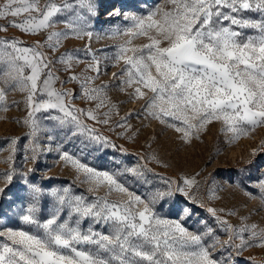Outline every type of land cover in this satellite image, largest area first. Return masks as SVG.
Wrapping results in <instances>:
<instances>
[{"label": "snow or ice", "instance_id": "1", "mask_svg": "<svg viewBox=\"0 0 264 264\" xmlns=\"http://www.w3.org/2000/svg\"><path fill=\"white\" fill-rule=\"evenodd\" d=\"M102 15L107 19L101 20ZM113 18L123 24L106 30ZM0 19L8 20L0 24V32L10 26L27 35L44 34L30 46L15 37L0 38V111L19 104L7 103L8 92L25 93L26 116L17 122L28 129L0 148L9 153V170L0 175V204L11 186L19 184L25 195L16 200L26 202L19 222L27 226H0V264H240L247 249L264 248V227L248 224L244 217L234 225L212 207L206 211L216 228L204 220L199 221L203 230L186 227L184 221L202 207L189 194L193 179H163L153 186L147 175L151 169H98L65 149L78 138L94 151L116 147L81 119L108 125L119 115L107 96L110 85L96 83L109 61L113 67L123 64L112 74L118 81L115 87L143 101L137 113H127L114 128L127 129L128 119L143 115L189 142L219 122L232 142L264 127V0H126L119 7L103 0H0ZM58 24L63 28L56 30ZM101 34L127 39L110 54L93 50L90 43L61 51L65 41H91ZM140 38L146 42L134 44ZM80 64L84 68L76 72ZM73 83L79 85L81 98L95 101L94 108L72 103L75 92L64 86ZM21 140L26 141L25 162L36 165L43 152L54 150L94 195L76 193L71 185L43 186L35 182L36 167L18 171L15 159ZM128 178L148 185L150 191L136 194ZM237 186L245 189L243 178ZM254 187L256 194H245L264 207V175ZM102 188L103 195L95 194ZM113 193L119 198L111 199ZM16 200L10 199L9 205ZM220 233L227 239L221 240Z\"/></svg>", "mask_w": 264, "mask_h": 264}, {"label": "rangeland", "instance_id": "2", "mask_svg": "<svg viewBox=\"0 0 264 264\" xmlns=\"http://www.w3.org/2000/svg\"><path fill=\"white\" fill-rule=\"evenodd\" d=\"M44 0H41L43 3ZM59 2V0H58ZM126 0H103L105 5H115L125 3ZM109 10H111L109 8ZM103 11V9H101ZM19 18L9 17L8 20ZM101 20H106L107 17L102 15ZM8 20L0 19V24H7ZM116 24H123L119 18H113L110 24L105 25L107 30L114 27ZM63 28V24H58L56 30ZM98 30V29H97ZM15 37L24 42V46H30L37 40H43L44 34L27 35L20 32L14 27H8L6 32H0V38ZM127 39V37L110 38L101 34L100 38L94 35L91 41L85 37L83 40L70 39L64 42L63 51L65 48H83L86 44L91 45L93 50L103 49L105 53L110 54L115 50V46ZM146 42L142 38L134 41V44H142ZM83 55V54H81ZM102 55V54H101ZM107 72L102 75L97 84H109L107 96L112 104L118 106L119 115H114L108 125L96 123L86 117L81 119L85 124L95 128L100 134L108 137L115 145V148L102 149L94 151L89 148H84L81 144V139H76L73 143L66 144L65 149L74 156L81 159V162L88 163L90 166L98 169L116 170L119 167L121 170L125 167H141L151 169L148 179L152 185H160L163 179H171L182 183L183 179H193L194 185L189 189V194L196 198V202L202 207L196 209L197 215L191 219L184 221L186 227L190 230H203V225L199 223L204 220L213 228H216L217 222L214 217L206 211L208 207L217 210L218 215L228 219L232 224L239 225L241 218H247L246 223H256L260 227H264V207L261 206L259 199H250L247 192L256 194L258 190L254 187L258 178L264 175V127H259L255 132L248 136H242L237 140L229 142L231 133L222 131V126L219 122L209 124L206 129L199 133L198 137L193 136L189 142L183 141L181 133L175 132L172 128L160 124L156 120L145 119L143 115L137 117L133 115L127 121V129L114 128L117 121L127 113H137L143 101L132 100L127 92H121L115 85L118 83L113 78V73H119L123 64L115 67L111 66V61L108 62ZM84 68V64H80L75 71L79 72ZM62 76L67 74H61ZM56 88H60L59 82L55 84ZM64 87L73 89L76 98L72 103L81 109H91L95 107V101H85L81 98L80 87L78 84H67ZM131 92V89H128ZM25 93L10 91L6 96L8 104L13 101L19 102L18 106L10 107L7 112L0 111V148H6L8 138L23 137L28 131L27 127L17 121H23L26 116ZM106 109H101L103 112ZM114 128V130H112ZM123 133L122 135H118ZM42 148L48 145L41 138L39 141ZM26 141L21 140V150L17 152L15 159V167L20 172L27 171L28 168L36 167L38 170L35 173V182L49 187L69 186L76 193H84L92 197L94 193L87 192L89 185L80 182L83 179H77V174L70 164L59 160L56 151L43 152L38 164L33 165L29 160L25 162L23 156L22 145ZM54 149L55 145H51ZM126 150V152L121 151ZM255 151V155L253 152ZM8 151H0V175L9 170V165L6 163ZM115 161V163L113 162ZM51 177L52 179H47ZM241 178L245 189L238 187ZM4 186L3 179H0V187ZM129 189L138 195L147 194L150 191L148 185L137 183L133 179L128 178ZM104 189H100L98 195L104 194ZM15 194V195H14ZM25 193L20 192V185L14 183L10 191L5 197V201L0 204V212L4 213L0 217V226L7 225L14 228L27 227L19 222V215L22 208L17 196H24ZM111 199L119 198V195L113 193ZM16 200L15 203L9 205V200ZM223 209V211H220ZM229 211L235 212L233 216L227 215ZM10 218V219H9ZM221 240L227 239L223 233H220ZM251 258V259H249ZM240 264H264V248L252 247L247 249L240 258Z\"/></svg>", "mask_w": 264, "mask_h": 264}]
</instances>
